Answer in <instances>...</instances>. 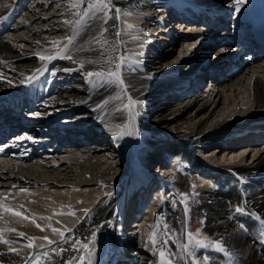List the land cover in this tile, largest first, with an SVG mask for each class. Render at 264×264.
Listing matches in <instances>:
<instances>
[{
    "label": "bare ground",
    "instance_id": "obj_1",
    "mask_svg": "<svg viewBox=\"0 0 264 264\" xmlns=\"http://www.w3.org/2000/svg\"><path fill=\"white\" fill-rule=\"evenodd\" d=\"M17 1L12 2L18 4ZM188 1L197 8L201 5H209L217 12L225 11L223 17L227 18L226 23L222 24L223 19L215 20L219 26L209 35L213 26L207 30L206 27H198V23H194L193 20L185 21L177 18L172 36L166 35L165 31L169 15L162 16L157 22L154 20L153 24L150 23L148 17L156 14V8L136 14L129 11L122 12V23L125 27L131 26L127 41L132 47L130 58L133 65L128 64L121 68V75L127 86L128 96L142 102L136 107L133 115L137 118L134 120L135 125L138 131L145 132L156 127L147 118L152 114V109H155L159 114L158 121L164 122L157 126V130H152L151 136H145L147 143L153 140V136H161L159 132L170 135L172 130H179L181 134L179 141L163 143V140L158 142L159 138L155 142L158 147L151 146L154 161L160 156L173 155L175 149L180 147L182 153L187 151L191 154L195 147L189 143L188 148V141L194 142L201 149L211 147L210 153L206 155L207 159L194 163L197 166L210 168L214 174L211 176L203 171L199 173L200 176L197 174L193 177L194 183H192L195 185L192 191L205 230L210 237L224 242L233 259L230 262L224 253L209 250L202 253L210 257L204 264H264V243L261 242L264 238L260 235L264 225L255 217L235 213V206L244 200L250 212H255L264 218V133L253 136L250 133L252 130L248 128L256 126L255 130L264 131V38H255L253 47L249 40L255 21L264 17V0H249L241 8L240 13L235 15L232 0ZM54 3L51 0L32 2L25 26L28 28L35 25L34 29L37 28L42 33L38 38L26 33L21 35L18 28H12L7 36L0 38V200L4 201L0 203L21 213L20 216H13L10 212L0 210V229H15V232H5L4 238L16 241L13 246L21 251L23 257L21 259L7 254L0 259H3L5 264H25L29 256L36 255L40 257V264H64L61 257L55 255L53 250L57 247L68 249L62 253L63 257L80 255L81 253L72 252L71 242L76 239L83 241L90 236L92 230L100 226L92 264H159L158 255L154 254L151 245L148 244L149 233L153 231L150 229L153 219L156 220L160 215L156 212L161 209H157L159 203L151 208V211L155 212V217H152L149 225L145 222L142 224L141 219L138 220L136 216L142 217L144 212L142 209L149 203L146 196L148 193L150 195V190L155 187L149 186L150 190L147 192L148 182L152 184L155 175L148 174L141 162L145 158V148L150 147L151 144L140 149L137 178L144 191L141 193L144 194L139 197L141 198L139 203L142 205L138 209L134 208V217L131 219H135V222L132 221L129 225L130 228L124 237L120 226L128 221L127 218L130 219L129 215L125 218L123 216L130 203L127 197L129 191L120 195L114 205H106L100 210L96 204L100 202L98 193L104 188L101 183H104L111 173L116 175L115 167L118 164L117 167L121 169L122 161H128V146L124 142L126 135L122 138H114L115 125L126 124L128 113L127 110L116 111L117 108L124 106L122 102H115L119 87L115 85L106 88L93 87L87 82V78H84L83 71L93 70L96 67L87 64L91 56L89 57L86 50L94 42L93 35L99 36V22L92 20L91 17L80 19L74 15L69 18L72 24L68 28L61 24L68 20L65 17L68 13ZM169 3L178 8L175 1L171 0ZM159 8L157 7V12ZM47 9H51V13L48 14ZM10 11L11 9L0 11V33L6 23L3 20L10 17ZM171 14L177 16L175 12ZM218 14L216 17L219 16ZM77 20L82 22L80 26L76 25ZM209 20L206 18L204 23ZM181 22H184V25L180 26ZM86 24L94 25L87 33H85ZM150 25L151 27L155 25L151 31L156 33L145 35L148 29L144 27ZM179 29L182 30L179 38L182 43L179 51L181 57H177L176 63L171 61L170 64L168 63L170 60L163 61L164 57L160 58L161 46L158 43L168 44L169 40L176 39L178 36L175 35V31ZM62 31H67L68 34L58 35ZM46 32L50 35L48 39L44 35ZM36 34L34 32V35ZM156 34L162 39L151 40ZM68 37L74 40L71 53L73 59L85 62L83 74H74L73 77L70 75L72 78L68 76L63 78L61 83L49 85L51 96L58 94V102L46 106L43 102L47 101L46 95L49 93L48 86L44 84L46 77L52 69L60 66L64 59L56 58L44 64L28 62L34 57L39 60L37 53L51 51L53 41H66ZM207 37L206 42L202 43ZM88 41H92L91 45ZM82 42L86 50H79ZM150 45L152 51L150 55L157 53L155 60L159 57L153 64L143 58ZM209 45L212 47L209 53L216 50L214 59L217 64L215 71L207 76V81L210 80L215 84L210 83V86L206 87L207 84H204L206 74L204 76L201 61L204 65L206 58L204 56L208 51L200 58L196 57L197 54H193L199 47L207 49ZM14 48L21 50L23 55L13 54ZM190 59L193 61L196 59L194 64L186 62ZM146 65L151 69L144 76ZM226 67L231 69L226 70ZM28 76H35V79L29 82L26 79ZM76 76H80L79 80L75 79ZM177 78L184 79L178 83L173 81ZM161 85L164 87L159 90ZM172 87L175 91H171ZM58 90L59 92H56ZM159 91L161 93L158 95ZM170 93H174L172 99L165 101L168 98L163 99V97ZM105 100L108 101L107 104H104ZM210 104L212 105L209 106ZM97 105L102 107L98 108ZM72 107L80 112L72 110L69 112L71 114L67 115L60 112L61 109H66L68 112ZM24 109H29L28 112L32 115L39 113L40 118L30 126H11L13 120H17L18 110ZM82 109L87 111L84 112ZM79 115L87 117L81 118ZM20 118L17 120L18 123L21 122ZM63 119L65 121L73 119V123H77L78 126L74 131L62 132L59 125ZM229 125H237L238 128L231 132ZM246 130H249L250 134L246 133ZM248 135V139H244ZM57 142L59 144L55 148L54 144ZM176 143L179 147L175 145ZM243 144L246 146L240 153ZM162 152L163 155H158ZM167 161L168 159H164L161 165H167ZM176 168L172 171L173 169L170 170L165 166L163 171L177 172ZM164 179L163 184H171ZM157 183L155 182V185ZM13 185L17 187L13 188ZM20 188H27L29 191L24 193ZM154 191L155 188L152 193ZM155 195L157 201V194ZM74 207L79 211L78 215L74 213ZM92 210L93 220H86ZM40 217L47 219L42 220L39 219ZM83 221L84 223L79 227L78 224ZM238 222L244 223L246 229H240ZM37 224L40 225L39 228ZM41 228L44 231H41ZM52 228L63 231L67 242L59 235H54ZM168 228L170 229L168 248L182 254L178 245L185 242L180 240V235L174 226ZM164 232L165 229L160 233L157 232L158 237L162 239ZM18 233H24L25 236L20 237ZM28 236L35 238L48 236L56 243L49 246L46 241L36 239L34 243L43 244L44 247L39 250L28 249L24 247L28 243ZM173 240L178 243L173 244ZM125 247L129 251L132 250L133 258L136 256L137 260L131 261L130 258H125L127 252L123 249ZM7 250L6 245L0 244V251L7 253ZM44 252L48 253L47 257L42 255ZM28 264H31V261ZM75 264H79V261ZM84 264H88V261L85 260ZM174 264H183V262L174 260Z\"/></svg>",
    "mask_w": 264,
    "mask_h": 264
},
{
    "label": "rangeland",
    "instance_id": "obj_2",
    "mask_svg": "<svg viewBox=\"0 0 264 264\" xmlns=\"http://www.w3.org/2000/svg\"><path fill=\"white\" fill-rule=\"evenodd\" d=\"M12 1L13 0H2L0 2V11L10 10L11 9L10 17L8 16V17H6L5 20H3L6 23L1 28L0 38L2 39L4 36H7L8 31L11 30L12 28H18V31H19V33H21V35H24L26 33L27 35H30L31 37H36V38L41 36L42 35L41 31L40 30L38 31L37 28L34 29L35 25L30 26V27L28 26V28L25 26L26 25L25 21H26L27 17L29 16L28 15V11L31 9V5H32L33 0H18L17 1V2H19L18 4L13 3ZM51 1L55 2L54 3L55 5H59L60 9L61 8L65 9V11L68 13L67 15H65V17H67L68 20H69V18L74 16L73 15V11L74 10H71V9L68 8L66 0H51ZM113 4H114V6L116 8L124 10V12L129 11L130 13H135V14L139 13L141 11H146V12L148 11L149 12L151 10H154L155 8H156L155 12H157V5L155 4L154 0H113ZM47 13L48 14L51 13V9H47ZM222 17H223V15H222ZM82 18L83 17H80V19H82ZM157 18L158 17L154 14L153 19L155 20ZM120 19L122 21V12L120 14V18L119 19L109 20L108 24L104 25V27L108 28V32L105 34L106 37H107L108 44L110 45L114 41H118L119 42L118 47L115 49V55L124 57V63L122 64V67H121V68H124L128 64H132L131 63V58H130V55L132 53V50H131L132 47L130 46L129 42L127 41V37H128L127 34H128V30H129V25H126L128 28L125 27V25L120 21ZM154 20H151L150 23L153 24ZM157 21L158 20H156L155 22H157ZM61 24L65 25L68 28H69V26H71V25L65 24L64 22H62ZM112 25H116V27L111 29V27H113ZM153 27H155V25L154 26L152 25V27H151V25L148 26V27H144L145 29H148L147 30L148 33L145 34V35H148V34L151 35L150 33L152 32L151 30H152ZM162 30H164V27H163ZM34 32H35V34L38 33V32L39 33L34 35ZM64 32L65 31L59 32L58 35L59 34H64V35L68 34L67 31L65 33ZM115 32H120L121 35L119 37H115V35H114ZM173 32L171 34L172 36H173ZM166 33H167L166 35L170 34L169 30ZM181 33H182L181 29L175 31V35H177L178 37H176V39H174L171 44L158 43V45L161 46L160 58L164 57V59H162L163 61L164 60L165 61L166 60H170V62H168V63L171 64L172 63L171 61L176 63L177 57H179V56L181 57V55H179V51H180L181 46H182L181 40L179 39ZM44 35H45V38H47V39H48V37H50L48 32H46ZM22 39L23 38H20V40H22ZM160 39H162V38L156 36V37H153L151 40H156L157 41V40H160ZM175 41H177V43H175ZM101 43H103V40L101 41ZM100 46H101L100 44H97L94 41L93 44L90 47H88V49L86 50V53L89 54V57L91 56L90 57L91 60H94V59L96 60L98 58V51L100 49ZM211 48H212L211 45H209L207 49H205L203 47H199V49L197 51H195V53L193 54V55L197 54L196 57L200 58V56L204 52L208 51L207 55H205V56L203 55L204 57H206L204 59V65L202 63L203 61H201V64L203 66V68H202L203 70L202 71L204 73V76L206 74V78L204 79V84L205 85L207 84L206 87L210 86V83H212V81H210V80L207 81V76L211 75L216 69V68H213V64H214V61H215L214 57H215L216 50H212V52L209 53ZM12 51L15 52V53H13L15 55H20V56L23 55L21 50H19L17 48H14ZM145 54L143 56L144 59H146ZM156 55H158V54L155 53L154 57ZM151 56H153V55H151ZM158 59H159V57L156 60L154 59V61L150 62V63L151 64L156 63V61ZM196 59L194 61H196ZM64 60L62 61V64L60 66L56 67L55 69H52L50 71V73L46 77V81H45L44 84L46 86H48L47 90L49 91V93H47V95H46L47 101H43L44 103H46V106H48L49 103L58 102V100H57L58 94L54 95L52 93L53 95L51 96L49 85L56 84V83H61L62 79L63 78L65 79L68 76H69V78H72L74 74L77 75V74H83L84 73V71L82 73L83 69L80 68V64L79 63H73L72 60H68V59H64ZM145 61H148V60H145ZM194 61L192 59L186 60V62L189 63V64L190 63L194 64L193 63ZM28 63H30V64H33V63L44 64L45 62H41L40 60L35 59V57H34V59H30ZM151 64H150V66H151ZM96 67H97V70H98V66H96ZM104 67L106 69L107 67H109V65H104ZM144 68H145V74L144 73L143 74L145 76L148 73V71L151 69V67L146 65ZM64 69H70V71H64ZM191 69H192V67H191ZM227 69L230 70L231 68L226 67V70ZM53 73H55V74H53ZM70 75L72 77H70ZM79 77L80 76H78V77L76 76L75 79L79 80L78 79ZM84 78H86L85 75H84ZM82 79H83V77H82ZM74 80H72V82H74ZM206 81H207V83H206ZM163 87H164V85H161L159 90H161ZM174 89L175 88L172 87L171 91H175ZM56 92H59V90L56 91ZM160 93H161V91L158 92V95ZM118 95L120 96L119 99L117 98ZM173 95H174V93H170V94L166 95V97L164 95H163L164 97L163 96L162 97H163V99L164 98H166V99L168 98L167 100H165V101H168L169 99L170 100L172 99L171 97ZM49 96H51V97H49ZM117 96L115 98V102H122L124 104L127 102V96L124 95V93L121 91L120 88H119ZM173 99H176V98L173 97ZM211 105L212 104H210L209 106H211ZM138 106H139V103L136 105V107H138ZM151 106H153V104H151ZM136 107L133 110V115L135 114ZM72 110L80 112V110H76V108H74V107L68 109V112H66L67 111L66 109H61L60 112H63L65 115H67V114H71L69 112H71ZM82 110L85 112L86 109H82ZM152 110H153L152 114H149V116H147V118H148L149 122H152V124L156 125V127L154 126L153 129L157 130L158 129L157 126H160V123L164 122V121H161V122L158 121V118H159V114H157L158 112H156L155 109H152ZM27 111L28 110H26V109L20 110V112H22V114H25V112H27ZM156 115H158V116H156ZM140 116H142V115H140ZM79 117H81V118L85 117L86 118L87 116L83 117V116L79 115ZM38 118H40V115H38ZM136 119L137 118L132 116V118L130 120L128 119V121L126 123L128 125L127 130L128 131H132L134 133L133 135H126V138H125V141H124L125 145L128 146V148H127V150H128L127 160L128 161L127 162H123L122 161L121 169H119L117 167L119 165L118 164L116 166L117 168L115 167V172H116L115 174L116 175H114V173L113 174L111 173L108 176V179L104 183H101V186L104 187L103 188L104 191L102 190V191H100L98 193V195L100 196V199H98V201H100V202H98L96 204V206L98 205L97 206L98 209H100L101 207H104L106 205H114V203L116 204V201L119 199L120 195H123V193L126 194V192L129 191L128 192L129 196L127 195V197H128V202H130V203H129V206L127 207V210L123 212L124 214H126V216L124 214H123V216H124V218L130 216L129 217L130 219H127L128 221L122 223V225L120 226V230L123 233L124 237H126V232H128V229L130 228L129 225H131L132 221L135 220V219H131V218L134 217L133 216V213H135L134 208L135 209L137 208V203H139V201L141 200V198H139V197L144 194V193L143 194L141 193L143 191L142 190V185L140 183H138V178H137L138 174H139V163L138 162H139V158H140L138 156H139V153H140V149H143V146L148 144L147 143L148 140L146 139L145 136H151L152 130H153V129H151L150 131L148 130V132H145L143 130L138 131V128L135 125V121H134ZM61 122H62V120L60 121V125L62 126L63 123H61ZM237 128H238L237 125H229V130L231 132L236 131ZM137 134H139V135H137ZM159 134L161 136H159V137H157V136L154 137L153 136L152 137L153 138V142H154L153 145H156L155 142L159 138L160 139L158 140V142H161L163 140L162 141L163 143H165L166 141H172V143H173V142L179 141L180 138H181L180 137L181 134L179 133V130H172L170 135L166 134L165 132H163V133L159 132ZM248 134H250V133H248ZM248 137H249V135L246 136V138H244V139H248ZM55 140H54V142H55ZM238 140H241V139H238ZM189 143H190V145H193L195 147V150L192 151L191 154H189L187 151L185 153H182V151L180 149L181 147L180 148H176L175 149L176 152L173 150L174 151L173 155L175 157H177V158H181L182 159L180 161L181 164L177 163V160H175L174 162H173V160H172V162L169 161L172 158L173 155H168L166 157V158H168V163H170V164L165 165L166 168H169L170 170L173 169L172 171H175L174 169L177 167V165L180 164L178 169L176 170L177 172H171V173H173L172 176H170V177H159L157 175L154 176L153 172H156V170H155L156 168L153 167L152 169L149 170L148 173L152 174L154 176V178H155V181H153L152 186H155L154 188H155V194H157V201L155 200V197H154L155 194L153 195L151 193L152 190L154 189V188H152L150 190V195L148 193V195L146 196V197H148V202L150 204L147 203L145 205L144 209H142V212L144 211L143 212L144 215L142 214V217L141 216L138 217V220L141 219L142 224L145 222L146 225H149L150 220L152 219V217L153 218L155 217V212L153 213V211H151V208H152V206L157 205L159 203V206H157V209L158 208H161V209L157 210L156 212H158V215L160 213V215L158 217L156 215V217H157L156 220L153 219V225L155 223H157L158 219L160 221V228L157 230V232L160 233L161 231H163L165 224L168 227H173L174 226L176 228V231H178V234L180 235V240L184 241L185 243H187L186 242L187 241L186 240V236H185L187 232L195 233L197 230H199L202 233V235L210 236L207 233V231L205 230L204 224L201 222V221H203V219L200 216L199 210H198V208L196 206V202H195L196 197H195V194L192 191V187L195 184H193L194 182H193L192 178L197 176V174L199 175V173L200 174L203 173V171L208 172L211 176H213V174H214L213 172H211L210 168H207L205 166H197L194 163L196 161L199 162L202 159H207L206 155H208L210 153L209 150H210L211 147L207 148V149L206 148L205 149H201V148H199V146L197 144H195L194 142L191 143L189 141L187 143V147H188ZM58 144H59L58 142L55 143L54 147L56 148ZM177 144L178 143H176L175 145L178 146ZM159 146H161V145L159 144ZM212 146H213V144H212ZM245 146H246V144L245 145L243 144L241 146L242 148L240 149V153L244 151L243 147H245ZM157 147L158 146L156 145V148ZM214 147H216V146H214ZM188 154L191 155V156L188 157L189 156ZM245 154H248V153H245ZM160 155H163V152ZM184 155H185V157H184ZM175 164H177V165H175ZM165 166H163L162 168H165ZM198 170H199V172H196ZM136 171H137V173H136ZM207 176H209V175L207 174ZM163 179L168 181V182H171V184L170 185H165V184H162L161 182H159V180L163 181ZM155 182L156 183L158 182L157 183L158 185L157 184L155 185ZM140 185H141V188H140ZM132 187H133V189H132ZM0 202H4V201L0 200ZM134 204H136V205H134ZM185 207H187V210H188L187 214L185 213ZM97 208L95 210H97ZM74 211H75L74 213H76V214L79 212L77 210V208H75ZM88 215L89 216H88V218L86 220H89V221L93 220V215H94L93 210H92L91 214L89 213ZM184 215L187 216V217H185ZM129 221H130V223H129ZM83 223H84V221L81 224H78L79 227ZM150 229H153V228L150 227ZM183 236H184V239H183ZM123 249L125 251H127L126 252V256H125L126 259L130 258L131 261L132 260L133 261L137 260L136 256L133 258L134 255H132V253H131L132 250L131 251L127 250V247H125ZM209 250H212V249H207V250H205V249H197L196 250L197 256L201 257V259H202L204 256H206L205 253L203 255H202V253L203 252H208Z\"/></svg>",
    "mask_w": 264,
    "mask_h": 264
},
{
    "label": "snow or ice",
    "instance_id": "obj_3",
    "mask_svg": "<svg viewBox=\"0 0 264 264\" xmlns=\"http://www.w3.org/2000/svg\"><path fill=\"white\" fill-rule=\"evenodd\" d=\"M249 0H232V5L234 6V15L239 14L241 11V8L247 4ZM67 6L69 9L74 10L73 15L77 17H91L92 20L98 21L100 24V27L98 29L99 36L93 35L92 40L95 41L97 44H100V49L98 51V58L96 60H88L87 64L98 66L94 67L93 70H88L84 72L85 77L87 78V82L92 85L93 87L98 88H106L109 85H115L121 89V91L124 93L125 96H127V102L124 104L123 108H117L116 111L123 112L127 110L128 113V119L130 120L133 116V110L136 107L138 102L136 100H133L131 96L127 95V86L125 84V81L121 75V67L124 63V57L115 55V49L118 47L119 42L114 41L112 44H108L106 33L108 32V28L104 27V25H107L109 20L113 19H119L121 14V9L116 8L113 4V0H66ZM95 14V15H94ZM65 24L71 25L72 21L65 20ZM81 21L77 20L76 25L80 26ZM94 27L93 24H86L85 26V33L90 31ZM131 27V26H129ZM115 37H119L121 35L120 32L114 33ZM103 40V43L101 41ZM92 41H88V44L91 45ZM74 44V40L72 37H68L66 41H53L52 45L53 48L49 52L44 53H37V57L41 62H50L53 59L59 58V59H68L72 60L73 63H79L80 68H84V61H76L73 59L72 56V46ZM79 50H86L83 48V42L80 45ZM104 65H109L105 69ZM64 71H70V69H64ZM55 74V73H53ZM26 79L29 82H32L35 79V76H28ZM117 98L119 99L120 96L118 95ZM108 101L105 100L104 104H107ZM98 108L102 107V105H97ZM33 115H39V113L33 114ZM128 125L127 124H116V136L114 138H122L125 135H133L134 133L132 131L127 130ZM28 139H32L31 137H28ZM17 187L16 185H13V188ZM21 192L27 193L29 190L27 188H20ZM4 199H7V197H4ZM0 210H3L4 212H10L13 216H20L21 213L19 211H13L8 205L0 203ZM187 207H185V213L187 214ZM235 213L242 214L246 216H252L255 217L256 220H259L262 225H264V218H261L257 213L250 212L247 208L246 201L242 200L240 204L235 206ZM62 214V213H61ZM74 215V213H72ZM24 219H27V217H23ZM39 219H47L45 217H40ZM203 223V221H201ZM33 223H35V218H33ZM239 223V228L242 230L246 229V225L242 222ZM38 228L40 225H36ZM99 227L96 230H92L89 237H86L83 241L76 239L71 242V250L73 253H81L80 255H72L69 257H63L62 253L68 251V249H65L63 247H57L53 251L55 252V255L60 256L61 259L64 261V264H75L76 261H79V264H84V261L87 260L88 264H92V257L94 255V249L95 245L97 243V231L99 230ZM153 228V231L149 233V239L148 244L151 245V249L154 251V254L158 255L159 264H174V260L182 261L183 264H204L205 261L209 260L210 257L204 256L202 259L201 257L197 256L196 250L197 249H212L218 253H224L225 256L228 258V260L231 262L233 259V255L231 252L228 251V249L225 247V244L222 240L214 239L210 236L202 235V233L197 230L195 233L187 232L186 233V240L187 243L179 244V248L181 249L182 254H178L176 252H173L168 248L169 239H170V229L165 224L164 225V235L163 238H159L157 235V230L160 228V221L157 220V223L151 226ZM41 231H44L43 228L40 229ZM52 233L54 235H59V237L65 242H67V238L65 236V233L63 231H60L56 228H52ZM5 232H15V229H0V244H4L7 246V253L0 251V257H4L7 254H12L17 257H21V251L14 247L17 242L14 240H8L4 238ZM20 237L25 236L24 233H18L17 234ZM261 237L264 238V229L261 230L260 233ZM36 239H42L47 242L49 246H51L53 243H56L55 241L49 239L48 236H44L42 238H35L32 236H28L27 240L28 243L24 245L25 248L28 249H41L44 247L43 244L36 245L34 243V240ZM262 243H264V239L261 240ZM173 244L178 243L177 241L173 240ZM78 245V247H77ZM83 253H86L87 255H84ZM43 256L47 257L48 253L44 252L42 253ZM50 258V257H49ZM23 259V257H21ZM31 261V264H40V257L36 255L29 256L28 259L25 261V264H28V262ZM0 264H5V261L3 259H0Z\"/></svg>",
    "mask_w": 264,
    "mask_h": 264
},
{
    "label": "trees",
    "instance_id": "obj_4",
    "mask_svg": "<svg viewBox=\"0 0 264 264\" xmlns=\"http://www.w3.org/2000/svg\"><path fill=\"white\" fill-rule=\"evenodd\" d=\"M113 27H111V29H113V28H115L116 27V25H112Z\"/></svg>",
    "mask_w": 264,
    "mask_h": 264
}]
</instances>
